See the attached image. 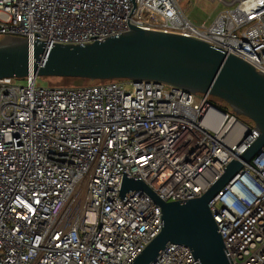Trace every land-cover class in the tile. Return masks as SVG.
<instances>
[{
    "label": "built area",
    "instance_id": "2783aa9c",
    "mask_svg": "<svg viewBox=\"0 0 264 264\" xmlns=\"http://www.w3.org/2000/svg\"><path fill=\"white\" fill-rule=\"evenodd\" d=\"M190 21L177 0H0V37L85 44L129 30L208 42L264 73V0ZM0 78V264H131L161 229L146 192L198 197L258 137L253 122L155 80L44 86ZM232 264H264V146L208 202ZM150 264H197L167 244Z\"/></svg>",
    "mask_w": 264,
    "mask_h": 264
},
{
    "label": "water",
    "instance_id": "95a60500",
    "mask_svg": "<svg viewBox=\"0 0 264 264\" xmlns=\"http://www.w3.org/2000/svg\"><path fill=\"white\" fill-rule=\"evenodd\" d=\"M77 78L88 81L143 79L165 82L192 93H208L259 131L256 140L198 197L165 202L141 180L125 177L120 196L146 192L161 208V229L131 264H150L169 243L192 251L197 264H232L208 207L264 146V73L208 42L175 33L129 30L85 44H52L3 36L0 78Z\"/></svg>",
    "mask_w": 264,
    "mask_h": 264
},
{
    "label": "rangeland",
    "instance_id": "374dc122",
    "mask_svg": "<svg viewBox=\"0 0 264 264\" xmlns=\"http://www.w3.org/2000/svg\"><path fill=\"white\" fill-rule=\"evenodd\" d=\"M229 1V0H226ZM178 5L183 10L185 16L197 25L209 23L215 16L226 9L228 6L222 2L210 0H177ZM1 38V37H0ZM23 82L24 79H19ZM36 81L44 86H84L92 83L91 81L77 78L59 77H37Z\"/></svg>",
    "mask_w": 264,
    "mask_h": 264
},
{
    "label": "trees",
    "instance_id": "16d2710c",
    "mask_svg": "<svg viewBox=\"0 0 264 264\" xmlns=\"http://www.w3.org/2000/svg\"><path fill=\"white\" fill-rule=\"evenodd\" d=\"M98 81H100V80H95V81H91L92 83H90V84H94V83H97ZM214 99H213V102H214V104H216L217 106H219L220 108H222L223 110H226V111H231V109L225 104V103H223L222 101H220L219 99H217V98H215V97H213Z\"/></svg>",
    "mask_w": 264,
    "mask_h": 264
}]
</instances>
